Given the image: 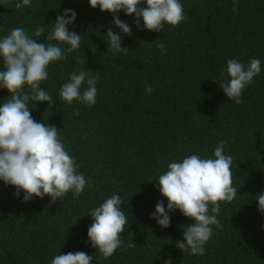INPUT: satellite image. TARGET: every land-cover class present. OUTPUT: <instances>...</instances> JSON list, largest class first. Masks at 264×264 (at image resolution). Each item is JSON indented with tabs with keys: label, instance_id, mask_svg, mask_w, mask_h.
I'll use <instances>...</instances> for the list:
<instances>
[{
	"label": "trees",
	"instance_id": "1",
	"mask_svg": "<svg viewBox=\"0 0 264 264\" xmlns=\"http://www.w3.org/2000/svg\"><path fill=\"white\" fill-rule=\"evenodd\" d=\"M180 2L184 20L165 23L160 32L139 30L135 16L119 13L133 33L121 37L129 49L124 54L108 51L113 16L89 0H31L30 6L0 0V39L16 27L31 34L43 25L47 33L64 9L77 13L70 31L81 35L80 47L52 62L41 83L55 103L28 106L37 122L59 129L78 173L89 181L78 197L70 191L55 204L50 197L25 203L23 192L16 197L15 188L0 181V264H51L60 253L78 251L93 256L92 264H164L169 258L172 264H264V214L254 199L264 192V0ZM253 57L261 73L243 91L242 103L228 100L218 85L222 73L227 77V61L247 65ZM81 70L99 74L92 106L59 98L70 74ZM9 96L0 89V104ZM221 141L233 157L238 196L220 203L223 227L212 226L205 254L184 255L175 245L183 240L181 226L194 221L176 210L162 229L151 218L158 201L168 204L155 181L170 162L191 154L213 157ZM114 194L127 224L121 247L104 259L88 237L89 212Z\"/></svg>",
	"mask_w": 264,
	"mask_h": 264
},
{
	"label": "clouds",
	"instance_id": "2",
	"mask_svg": "<svg viewBox=\"0 0 264 264\" xmlns=\"http://www.w3.org/2000/svg\"><path fill=\"white\" fill-rule=\"evenodd\" d=\"M23 4L30 6L31 0H23ZM89 4L93 9L99 7L101 12L112 14V26L106 37L108 51L114 53L127 54L129 49L122 47L121 37L133 34L131 26L120 19L118 14L121 12L135 16L137 29L153 32H160L165 23L176 26L185 18L180 0H89ZM144 4L146 6H140ZM236 10L234 5L233 11ZM76 19L75 10L64 9L49 25L51 30L47 33L43 25L31 34L23 27H16L0 39V89L10 93L0 104V181L15 188L16 197L23 192L25 203L34 198L50 197L51 203L55 204L70 191L78 197L89 182L78 173L75 159L61 142L59 129L37 122L28 106L30 101L49 106L55 103L41 83L49 78L48 67L52 62L66 59L68 53L80 47L81 35L70 31ZM45 34L46 40L41 42ZM159 47L164 49L163 44ZM225 71L227 77L222 73L219 88L228 100L239 104L243 91L261 73V61L253 57L245 65L237 59H229ZM98 79L99 74L93 75L90 71L71 73L59 90L60 100L69 105L74 101L94 105ZM145 91L150 94L153 89L146 86ZM225 143L219 142L213 157L191 154L170 162L167 171L158 175L155 181L168 204L165 207L163 200L158 201L151 218L162 229L170 227V213L176 210L194 221L181 226L183 240L175 245L184 255L205 254L204 245L213 234L212 226L223 227L218 219L220 203L232 202L238 196L239 189L233 186L232 180L233 157L225 154ZM254 199L259 212L264 214V192ZM122 203L121 197L114 194L89 212L93 222L88 228V237L91 246L104 259L110 258L123 243L121 234L127 218L121 210ZM93 259L82 251L68 252L56 255L51 264H92ZM164 264H172L171 258Z\"/></svg>",
	"mask_w": 264,
	"mask_h": 264
},
{
	"label": "rangeland",
	"instance_id": "3",
	"mask_svg": "<svg viewBox=\"0 0 264 264\" xmlns=\"http://www.w3.org/2000/svg\"><path fill=\"white\" fill-rule=\"evenodd\" d=\"M5 1V0H4Z\"/></svg>",
	"mask_w": 264,
	"mask_h": 264
}]
</instances>
